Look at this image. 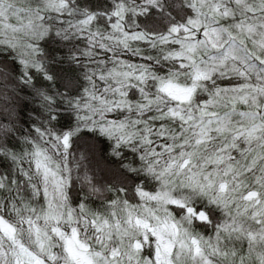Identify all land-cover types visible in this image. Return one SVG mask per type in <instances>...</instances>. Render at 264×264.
<instances>
[{
    "label": "snow or ice",
    "instance_id": "obj_1",
    "mask_svg": "<svg viewBox=\"0 0 264 264\" xmlns=\"http://www.w3.org/2000/svg\"><path fill=\"white\" fill-rule=\"evenodd\" d=\"M0 264H264V0H0Z\"/></svg>",
    "mask_w": 264,
    "mask_h": 264
}]
</instances>
